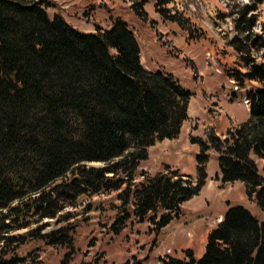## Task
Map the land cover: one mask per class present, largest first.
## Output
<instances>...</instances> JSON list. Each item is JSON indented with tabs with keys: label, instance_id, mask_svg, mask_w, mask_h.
<instances>
[{
	"label": "trees",
	"instance_id": "1",
	"mask_svg": "<svg viewBox=\"0 0 264 264\" xmlns=\"http://www.w3.org/2000/svg\"><path fill=\"white\" fill-rule=\"evenodd\" d=\"M48 9L42 0H0V264H27L21 248L35 241L68 249L62 262L68 264L77 221L44 230L77 217L65 210L77 208L84 195L119 192L126 216L112 226L115 234L133 219L153 224L159 235L207 185L212 151L220 170L215 180L241 182L264 210L258 166L264 161V25L261 36L254 34L256 4L238 11L230 41L246 68L232 78L242 88L257 83L245 92L249 117L223 137L190 138L200 147L195 178L167 165L155 175L141 169L151 146L180 135L193 94L172 74L145 69L139 42L122 18L83 32ZM156 9L178 21L159 4ZM46 219L52 221L33 228ZM184 254L161 264H264V221L242 205L229 207L208 235L204 255Z\"/></svg>",
	"mask_w": 264,
	"mask_h": 264
},
{
	"label": "rangeland",
	"instance_id": "2",
	"mask_svg": "<svg viewBox=\"0 0 264 264\" xmlns=\"http://www.w3.org/2000/svg\"><path fill=\"white\" fill-rule=\"evenodd\" d=\"M44 1L49 6L51 17L60 15L79 30L95 31L98 27L107 29L116 18L127 21L141 43L144 62L155 71L172 74L193 94L192 99L196 98L197 102L208 105L209 111L202 113L200 123L197 124L205 132L204 139L215 131L214 127H207L212 123L211 119L224 118L229 121L231 129L248 119L245 92L251 84L256 86L257 83L246 82L245 88L233 84L232 74L245 73L246 68L230 41L235 36L234 22L238 11L248 4L257 5L259 22L254 34L262 35L264 0L261 3L258 0H169V3H163L164 0ZM157 4L178 21L163 18L157 12ZM141 10L146 14L144 18L142 13H138ZM207 53L214 60H208ZM261 53L262 50L255 53L258 62L263 61ZM219 123L216 122L215 126L223 137L229 129L226 130ZM180 142L185 160V166L179 167L181 170L149 157L141 164V169L150 175L165 172L166 165L182 174V169L187 173L195 171L198 147L186 144L184 134ZM216 156L212 152L208 164L209 185L198 196L186 202L181 217L159 235L153 231V224L139 223L133 219H129L118 234L113 232L112 226L118 217L126 216V209L121 207L122 203L118 199L119 192L84 195L80 197L77 208L65 210L76 211L77 217L74 219L58 224L49 223L52 220L46 219L33 228L49 223L50 226L44 230L47 233L77 221L78 226L73 228L75 252L68 264H161L162 258L167 256L184 258L186 250L199 252L204 248L208 233L222 220L229 205L248 207L260 221H264V210L247 197L241 182L222 185L215 180L219 174ZM90 165L103 166L101 163ZM258 166L264 175V161H258ZM151 167L158 168V171H151ZM67 179L73 181L75 178L69 173ZM21 252L28 254L27 264H62L69 250L35 241L23 246Z\"/></svg>",
	"mask_w": 264,
	"mask_h": 264
},
{
	"label": "crops",
	"instance_id": "3",
	"mask_svg": "<svg viewBox=\"0 0 264 264\" xmlns=\"http://www.w3.org/2000/svg\"><path fill=\"white\" fill-rule=\"evenodd\" d=\"M36 1H40V0H36ZM42 1H44V0H42ZM80 31H83V32H95V31H91V30H81V29H80ZM138 42H139V40H138ZM139 45H141V43H139ZM140 48H141V61H142L143 66L145 67V69H147L149 71H155L151 66H148L144 62L143 49H142V47H140ZM175 79L178 80L176 77H175ZM193 97L194 96H192V98ZM192 98L190 99L189 108H188L189 119L183 124L180 135L176 139H173V140L165 139L163 141L156 142L155 145L151 146L148 149L149 158H154L156 161H160L161 160L162 162L167 163V164H169L171 166H175L178 169H180L179 167L183 168V166H185V163H184L185 160L183 158V156H184L183 149L180 146L181 143H182V142H180V139H181V136L183 134H184L185 141L187 140V142H185V143L186 144L190 143L191 145L198 147V153L200 152V147L198 145H196V144H192L191 141H190V138L191 137L204 138L203 134L205 132L202 131V126L201 125L197 126V124L200 123V119L202 117V113L203 112L204 113L208 112L209 109H207V106H208L207 104H201L200 102H197L196 98H195V100L192 99ZM225 115L226 116L228 115V117H230L229 114H227V113ZM209 117L210 118H214L212 116H209ZM215 119H217V120L215 121ZM218 119H220V118L211 119L212 123L210 122L207 127H214V130H215L214 132H216V134L220 136L221 132H219L216 129V126H215L216 122L219 121L220 122L219 124L225 126L226 130L231 129L230 128L231 126L229 125V121L224 120V118H221L220 120H218ZM226 119H227V117H226ZM222 134H223V132H222ZM212 152H214V151H212ZM197 154H196V156H197ZM209 162H210V160H209ZM195 163H196L195 164V171L187 173V172H185L184 169H182V172L184 174H186V175H189V176H192V177L195 178L197 176V162H196V160H195ZM155 165H157V164H155ZM151 169H152V167H151ZM207 169H208V167H207ZM151 171H158V168L157 169L153 168ZM207 185H209V183H207ZM229 207H232V206L229 205ZM210 232L208 233V235L210 234ZM206 245H207V243H205V246H204V248L201 251L194 252V254H195V256L197 258H200V257H202L204 255L205 249H206Z\"/></svg>",
	"mask_w": 264,
	"mask_h": 264
},
{
	"label": "built area",
	"instance_id": "4",
	"mask_svg": "<svg viewBox=\"0 0 264 264\" xmlns=\"http://www.w3.org/2000/svg\"><path fill=\"white\" fill-rule=\"evenodd\" d=\"M207 58H208V60L210 59V60H214V57H212V55L210 54V53H207ZM233 81V84L235 85H237V83L235 82V80H232ZM236 88V87H235Z\"/></svg>",
	"mask_w": 264,
	"mask_h": 264
},
{
	"label": "bare ground",
	"instance_id": "5",
	"mask_svg": "<svg viewBox=\"0 0 264 264\" xmlns=\"http://www.w3.org/2000/svg\"><path fill=\"white\" fill-rule=\"evenodd\" d=\"M245 103H246V105H248V104H249V102H248L247 100H245Z\"/></svg>",
	"mask_w": 264,
	"mask_h": 264
},
{
	"label": "water",
	"instance_id": "6",
	"mask_svg": "<svg viewBox=\"0 0 264 264\" xmlns=\"http://www.w3.org/2000/svg\"><path fill=\"white\" fill-rule=\"evenodd\" d=\"M74 182H75V179L72 181V183L74 184Z\"/></svg>",
	"mask_w": 264,
	"mask_h": 264
}]
</instances>
